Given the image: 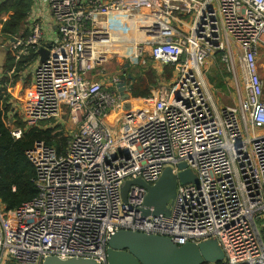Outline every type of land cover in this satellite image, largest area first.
<instances>
[{"label": "built area", "instance_id": "built-area-1", "mask_svg": "<svg viewBox=\"0 0 264 264\" xmlns=\"http://www.w3.org/2000/svg\"><path fill=\"white\" fill-rule=\"evenodd\" d=\"M42 1L45 16L30 21L28 35L3 38L14 65L0 75L13 100L31 79V100L18 98L14 110L25 128L12 135L65 119L75 129L63 154L43 140L26 151L38 194L10 212L0 204V264L49 256L107 264L121 229L177 244L216 239L225 264H264V0ZM120 12L146 34L125 48L127 63L144 66L147 55L158 71L174 68L155 96L131 98L129 109L117 86L125 66L105 69L120 54L112 25ZM217 61L231 75V104H218L207 75ZM180 162L198 183L178 184L169 216L142 214V185L124 201L125 181L154 184Z\"/></svg>", "mask_w": 264, "mask_h": 264}, {"label": "trees", "instance_id": "trees-1", "mask_svg": "<svg viewBox=\"0 0 264 264\" xmlns=\"http://www.w3.org/2000/svg\"><path fill=\"white\" fill-rule=\"evenodd\" d=\"M29 5L30 0H6L0 6V12L9 13L11 11L3 23L1 35L14 37L22 34L21 30L27 17ZM13 65V58L8 53L0 70H9ZM220 70L217 78L211 77L212 80H210L216 86L226 88V73L224 70ZM172 77L173 69L169 65L164 66L162 73L153 66H149L138 76H132L128 80V90L132 100L141 103L155 96V91L160 84L171 80ZM15 78L18 80L19 76ZM8 80L7 75H0V204L5 207L7 212H10L34 199L38 194V188L34 181L35 167L27 157L26 151L32 148L36 141L43 140L46 144L54 147L59 154H63L66 152L70 136L62 124L49 126L45 122L25 131L20 139H15L12 129L14 126L25 128V123L22 121L21 114L14 111L17 109L16 101L3 86ZM218 81L219 84H216ZM28 86L29 83L25 85L26 88ZM214 264H225V262L220 261Z\"/></svg>", "mask_w": 264, "mask_h": 264}, {"label": "water", "instance_id": "water-1", "mask_svg": "<svg viewBox=\"0 0 264 264\" xmlns=\"http://www.w3.org/2000/svg\"><path fill=\"white\" fill-rule=\"evenodd\" d=\"M6 0H0V5ZM42 60L49 55V50L40 49ZM130 66L125 64V68ZM132 74L124 72L118 83V91L122 95L127 108L131 106V96L127 82ZM180 172L175 173L168 166L161 177L150 184L141 178L127 180L122 186L124 201L127 200L128 191L133 184H139L147 189L142 208L145 216L164 214L169 216L170 205L176 197L177 186L181 184L198 183L197 175L187 167L185 162L178 165ZM225 254L216 239H209L199 243L187 242L177 244L171 238L159 234H147L128 229L115 232L107 248V264H214L224 261ZM43 264H100L94 259L74 257L62 259L58 256L47 257Z\"/></svg>", "mask_w": 264, "mask_h": 264}, {"label": "rangeland", "instance_id": "rangeland-1", "mask_svg": "<svg viewBox=\"0 0 264 264\" xmlns=\"http://www.w3.org/2000/svg\"><path fill=\"white\" fill-rule=\"evenodd\" d=\"M4 17V16H3ZM0 16V18H3ZM7 46V43H6V40H1L0 39V66L3 65V57H1V55L3 54V52L5 51V53L8 54V52L5 50V47ZM123 54V53H122ZM122 54H118L116 56H114L106 65L105 69H106V72H107V75L109 73H112V74H118L119 71H120V68L124 67L125 64L127 63V60L126 58L122 55ZM3 56V55H2ZM146 63L144 66L142 65H130L128 68H124L127 72H130L132 74V76H138L140 72H143V70H146L149 66H153L154 68H158L159 64L155 63L154 60L152 58H150L149 56L146 55ZM261 59V63H264V53L262 54V57L260 58ZM171 67L173 70L174 68L172 66H169ZM163 69H164V66L162 68L159 69V71L162 73L163 72ZM214 69V70H213ZM224 70L225 73H226V76L225 78L227 79H231V75L229 73H227L226 71V67L224 64H222L220 61H217L214 66H212L210 68V70L208 71V78L209 80L211 79V77H216L219 75V73L221 72V70ZM212 80V79H211ZM210 80V83L213 85L214 89V96L217 98V101H218V104L219 105H222V104H231L233 102V98H232V95H230L229 93V89L227 88V85L225 86L226 88L222 87V86H216L215 84H213V82ZM215 80V78H214ZM29 85H30V81H28ZM27 84V83H26ZM216 84H219V81L216 83ZM29 87L28 86V90H29ZM26 89V88H25ZM24 89V91H25ZM20 92V100H21V104L24 106V104L27 102V99H28V96H29V92L27 93L26 91L25 92ZM62 121V120H61ZM64 124L66 126H64L66 128V130L68 132H70L71 130L75 129L73 127V125L67 120L65 119V122ZM261 222H264V221H261Z\"/></svg>", "mask_w": 264, "mask_h": 264}, {"label": "bare ground", "instance_id": "bare-ground-1", "mask_svg": "<svg viewBox=\"0 0 264 264\" xmlns=\"http://www.w3.org/2000/svg\"><path fill=\"white\" fill-rule=\"evenodd\" d=\"M124 12L116 13L112 21L113 29L116 31L114 35L118 44L119 53L125 52L128 44H135L146 39L144 32L137 30V19L126 17Z\"/></svg>", "mask_w": 264, "mask_h": 264}, {"label": "crops", "instance_id": "crops-1", "mask_svg": "<svg viewBox=\"0 0 264 264\" xmlns=\"http://www.w3.org/2000/svg\"><path fill=\"white\" fill-rule=\"evenodd\" d=\"M46 10H47V7L43 4V1L42 0H30V5H29L27 17L25 19V23H24L23 29L21 30L22 35H28L29 34V32H30V21L32 19H34V18H42L43 16H45L44 13H45ZM10 13H11V11L9 13H7L5 11L0 12V16L1 17L4 16L3 18H0V39L2 41H3L4 36L1 35V30L3 28L4 21L8 18V16H9ZM46 27H47V29H48L49 32H51V33L54 32V28L51 27V25L47 24ZM2 55H1V57H3L2 59H3V63H4L6 61V59H7V53H5V51H4ZM28 81H31L30 77L27 78V82L26 83H28ZM25 85L26 84H23L24 89L26 88ZM19 88L20 87L17 88L16 94H15V96L17 95L16 96L17 97V99H16L17 103L16 104H17V106L19 108H22V105L19 104L18 98H19V96L21 94L20 92H23L24 89L22 91H20L19 93H17V91L19 90ZM25 91L26 92L27 91L29 92L28 88H26ZM11 96H12V94H11ZM12 99H13V96H12ZM29 99L31 100V96L30 95L28 96V99L27 100H29Z\"/></svg>", "mask_w": 264, "mask_h": 264}]
</instances>
